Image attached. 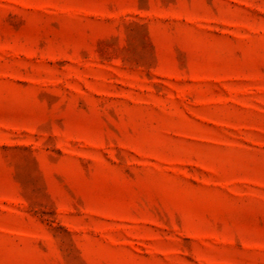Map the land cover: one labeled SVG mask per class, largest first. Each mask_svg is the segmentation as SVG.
Listing matches in <instances>:
<instances>
[{"label":"rangeland","instance_id":"374dc122","mask_svg":"<svg viewBox=\"0 0 264 264\" xmlns=\"http://www.w3.org/2000/svg\"><path fill=\"white\" fill-rule=\"evenodd\" d=\"M0 264H264V0H0Z\"/></svg>","mask_w":264,"mask_h":264}]
</instances>
